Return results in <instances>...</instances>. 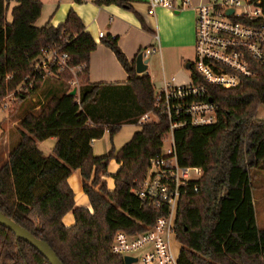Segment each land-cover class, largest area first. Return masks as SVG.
Wrapping results in <instances>:
<instances>
[{
  "label": "trees",
  "instance_id": "trees-1",
  "mask_svg": "<svg viewBox=\"0 0 264 264\" xmlns=\"http://www.w3.org/2000/svg\"><path fill=\"white\" fill-rule=\"evenodd\" d=\"M251 3L264 0H249ZM12 21H8L9 4ZM79 2H81L79 0ZM121 7L132 9L126 2ZM40 0H0V103L15 93L20 102L37 94L45 79L34 76V62L43 48L58 45L70 56L78 74L80 96L53 98L39 113H29L20 123V141L0 168V212L37 239L49 244L63 264H124L111 253L115 234L135 235L166 216L135 191L144 181L151 161L161 156L170 124L140 126L119 151L95 157L93 142L106 131L113 138L122 123L94 120L89 108L99 101L101 84H91L89 64L97 44L80 18L71 12L58 28L37 23ZM264 26V17L261 22ZM129 75L126 84L135 97L140 119L155 110V88L150 76H140L115 38L103 41ZM36 79L31 85L28 79ZM70 82V73L60 75ZM20 89V90H19ZM219 105L218 123L186 128L174 133L175 152L182 167L204 170L182 197L175 236L182 246L179 264H264V230L258 228L254 204L255 177L264 172V70L235 89L212 88ZM57 139L52 155L38 143ZM121 165L110 192L104 178L112 161ZM79 171L93 213L77 208L68 180ZM195 185L199 192L195 193ZM73 212L75 225L63 219ZM0 264H50L37 250L0 226Z\"/></svg>",
  "mask_w": 264,
  "mask_h": 264
},
{
  "label": "built area",
  "instance_id": "built-area-1",
  "mask_svg": "<svg viewBox=\"0 0 264 264\" xmlns=\"http://www.w3.org/2000/svg\"><path fill=\"white\" fill-rule=\"evenodd\" d=\"M66 1V0H60ZM158 6L174 8L171 0H152L151 14ZM261 1L211 0L197 8L195 61L190 82L178 84L176 79L165 81L155 92V110L144 115L139 126L160 123L164 117L170 124L168 133L171 148L151 161L150 168L135 195L149 202L157 210L166 212L147 231L130 235L118 231L111 245L116 257L132 258V264H179L180 253L174 250L178 243L175 224L180 201L192 184L204 176L202 168L182 167L176 156L174 133L180 129L201 128L218 123L219 105L211 96L212 88L235 89L245 79L264 70V13ZM233 11L232 14H229ZM104 34H100L103 38ZM157 53L144 52L145 59ZM85 67L73 68L70 56L58 45L43 48L34 62V76L43 79L59 78L63 73L73 77L71 85L80 90L78 74ZM28 79L31 85L36 79ZM16 98V94L12 95ZM212 99V101H211ZM4 110L8 105H2ZM168 139L165 140V142ZM195 193L199 192L195 185Z\"/></svg>",
  "mask_w": 264,
  "mask_h": 264
},
{
  "label": "crops",
  "instance_id": "crops-1",
  "mask_svg": "<svg viewBox=\"0 0 264 264\" xmlns=\"http://www.w3.org/2000/svg\"><path fill=\"white\" fill-rule=\"evenodd\" d=\"M40 1L43 4V10L37 23L38 27L48 25L58 28L73 12L80 18L86 32L97 44V49L90 58L88 78L91 84H101L102 89L98 103L89 108V113L96 121L121 122V131L123 128L137 125L140 112L134 94L126 86L129 80L128 73L118 61L115 53L106 47L103 41L109 38L117 39L120 50L130 63H136L138 56L147 50H157L156 54L149 56L148 71L143 74L150 76L155 92L163 86L165 81L173 78L178 84L188 83L189 81L186 80L191 78L192 71L187 70L186 67L188 64H192V54L195 55L197 8L208 4L211 0H171L174 8L158 6L154 9L153 14L150 13L152 0ZM118 2H126L132 9L121 7ZM16 6L15 2L9 4V22L12 21L11 13ZM9 15H11L10 18ZM100 34H104V37L100 38ZM151 60H153V65L150 68ZM73 91L71 81H63L60 77L45 81L40 91L32 97L33 104L28 112L21 117L13 118L12 129L16 128L15 134L11 131L4 133L5 137L0 144V168L7 161L9 152L19 144L20 123L24 117L29 113L41 112L51 99L61 98ZM76 96H80V90ZM25 101L23 100L19 107ZM140 130L141 127L130 132L125 143L119 146L114 143L115 139L111 137L110 132L106 131L101 140L93 142L95 157H104L105 154H108L103 153L105 149L102 146L108 136L113 139V149L119 151ZM57 142V139H50L38 143V148L45 156H50ZM113 149H108L109 151L105 152L110 154ZM112 163H116L115 160L109 164L108 170L117 174L121 165ZM113 177L114 175H110V177L104 178L110 192L115 190ZM257 179L264 191V172H258ZM68 183L74 192L76 207L85 208L93 213L89 198L83 191L80 172H73ZM254 204H256L255 199ZM256 219L258 224L257 214ZM63 223L67 228L75 225L73 212L64 217Z\"/></svg>",
  "mask_w": 264,
  "mask_h": 264
},
{
  "label": "rangeland",
  "instance_id": "rangeland-1",
  "mask_svg": "<svg viewBox=\"0 0 264 264\" xmlns=\"http://www.w3.org/2000/svg\"><path fill=\"white\" fill-rule=\"evenodd\" d=\"M10 16L11 15H9V18H10ZM192 56H193L192 63H194L195 55L192 54ZM152 65H153V60H151L150 68H151ZM51 79H53V78H48V79H46V81L47 80H51ZM186 81L190 82V79H187ZM79 87L81 88V82H80ZM157 91H159V90H157ZM12 95L13 94H10L6 99H4L0 103V144H2V141H3L4 137H5L4 133H9L11 131L12 133L15 134L16 128L14 127L12 129V123H13V120H14L13 118L15 116L21 117L24 113H27L28 109L33 104V98H30V99L26 100L19 107V105L21 104L20 100L18 98L17 99L15 98V101H14V97ZM5 104L8 105V109L7 110H4L2 108V105H5ZM259 115L260 116L264 115V107L260 108L258 116ZM136 128H140V126L139 125H134V127L123 128L116 135L117 138H115L116 136H114V138H113V139H115L114 143H116V145H118V146L119 145H123V143H125V141L127 140L128 134H130V132H132ZM113 139H111V137L108 136V138L105 139V141H103L102 146L105 149L103 153H108L109 154V152H105V151H109L108 149H110V150L113 149ZM166 139H168V140L164 143V148H163L165 153L171 148V137L169 136V138H168V135H167ZM108 154H105V155L107 156ZM116 163H112V164H116ZM110 175H114L115 176L116 174H113V172H111V170L110 171L108 170L107 178L110 177ZM260 184L261 183L259 182L257 177H255V185H254L253 197H254L255 203H256L255 204V208H256V214H257V217H258V228L261 229V230H264V191L262 190ZM181 249H182V246L179 243H175L174 244V250H175L176 253L179 254L181 252Z\"/></svg>",
  "mask_w": 264,
  "mask_h": 264
},
{
  "label": "water",
  "instance_id": "water-1",
  "mask_svg": "<svg viewBox=\"0 0 264 264\" xmlns=\"http://www.w3.org/2000/svg\"><path fill=\"white\" fill-rule=\"evenodd\" d=\"M233 11H230L229 14H232ZM150 60L145 59L144 55H139L136 60V72L139 75H143L147 73L148 66H149ZM192 64H188L186 69L191 70ZM77 95V91L74 90L70 96L75 97ZM212 101V99H211ZM0 226H3L7 230L14 233L17 238L20 240L26 242L30 246H32L35 250H37L50 264H63L56 253L51 249L48 243L37 239L35 236H33L30 232H28L26 229L20 227L18 224H16L14 221L7 218L5 215H3L0 212ZM135 259L132 258H125L124 264H132L135 262Z\"/></svg>",
  "mask_w": 264,
  "mask_h": 264
}]
</instances>
